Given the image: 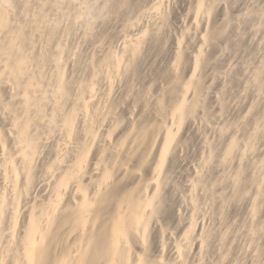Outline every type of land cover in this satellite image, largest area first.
I'll return each mask as SVG.
<instances>
[{"label":"bare ground","instance_id":"bare-ground-1","mask_svg":"<svg viewBox=\"0 0 264 264\" xmlns=\"http://www.w3.org/2000/svg\"><path fill=\"white\" fill-rule=\"evenodd\" d=\"M146 1L152 5L149 11L143 8L140 10L134 0H0V101L5 95L3 98L7 97V101L9 98V102L14 105L13 113L9 115L10 127L6 133L0 134V264H193L196 257V264H203L202 257L216 237L217 242L214 244L218 243L219 249L225 246L223 244L228 239H224L232 233V237L245 234L249 244L257 245L256 248L250 245L255 250L251 253L252 257L248 256L249 252L245 255L248 248L251 252L249 246L244 248V252L243 248H239L244 256L238 250L241 258L233 263L229 258V264H247L249 257L250 264L264 262V220L261 216L264 210V154L261 159L257 158V141L264 140L263 24H259L261 29L258 27L260 33L263 32L260 40L258 39L263 41H258L262 45L261 55H258V61L253 66L255 69L252 67L254 71H251V81H247L248 85L244 86L247 92L248 89L252 90L255 94L252 96L256 97L251 110L261 106L262 113L260 118L259 113L255 115L257 119L252 118L251 122V116H245L239 123L235 122L236 126L232 123V127H225L222 114L232 112V107L226 111L225 105L228 103L225 102L224 105L222 97H212V82L218 73L210 76L213 80L207 78L208 83L205 73L212 49L222 45L221 42L226 40L231 30L233 32L238 27H235L238 23H244L246 13H240L241 16H237L236 21L232 17L234 23L238 22L235 25L229 20L231 12L233 15L234 4L229 5L228 0ZM180 1L192 6L188 10L191 13H182L186 15L183 19L182 15L179 16L180 22L176 24L177 27L179 25L177 29L181 28V32L177 31L180 35L167 40L161 30L168 25L171 16L173 19ZM248 10L251 11V8ZM260 10L256 14L262 19L264 8ZM110 24L121 26L113 27V30L120 29L116 35L123 40L119 39L120 45L116 41L118 46L113 45L115 49L111 47V43L117 39L113 30L109 33L111 37L114 35L111 42L103 45L108 47L98 46V42L96 45L94 40ZM77 30H80L79 34ZM167 30L171 31L170 28ZM236 31L237 35L240 31ZM257 32L254 31L256 34ZM119 34L126 38L122 39ZM256 34L253 40H249L250 45L256 40ZM160 35L163 42L160 41ZM77 36L79 42L85 45L94 40L91 44H95L94 51H90L92 46L89 42V50L85 46L86 52L81 51L86 58L80 53L82 49H72V42ZM97 37L100 41V37ZM258 42L252 46L260 48ZM166 47L170 51V54L169 51L166 52L169 55L167 58ZM149 49L159 54H156L158 59L164 57L170 61L169 65L164 64L163 69L160 67L162 62L155 65H159L160 72L157 68L155 72H159L161 79L166 80L165 85L164 80L158 78L159 86L163 82L164 87L153 88L148 85L147 90L143 91L136 87L133 94H143L139 97V103L142 101L140 108L139 103H132L135 101V94L131 93L133 83V86L128 83L124 87L120 81L126 79L120 80L119 89L127 88V93L120 94L121 97L128 96L129 99L133 95L131 102H125L127 105H135L134 108L139 104L140 110L135 112L133 107H127L131 108V114L119 119L120 115L117 113H120L121 108L118 105L123 102L120 104L115 91L117 89L113 88L117 84L114 83V78L121 79L130 74L135 77L138 66L147 61L148 58L144 56L150 53ZM161 52L164 56H160ZM157 56L150 58L156 61ZM151 62L150 65L154 66ZM140 66L138 69L141 72L138 70V73L146 68L142 65V69ZM211 67L214 71V67ZM147 69L145 72H149ZM230 73L233 71L224 74L228 76ZM155 75L153 78L156 79ZM112 77L113 85L109 82ZM133 77L131 79L136 80ZM218 77L228 79L225 76ZM215 82L216 80L213 83ZM218 82L222 84L221 80ZM153 84L156 85L154 81ZM224 84L226 83L222 85ZM123 88L120 90L123 91ZM223 88V92L220 91L225 94L228 87ZM102 90L108 92L104 93L105 99H102ZM244 91L243 93H247ZM99 92L102 93V100L98 97ZM128 92L131 94L128 95ZM224 94L221 96L224 97ZM211 100H214L212 104H216L212 105L213 109L211 106L207 107ZM125 106L122 107L130 113ZM228 108L226 105V109ZM212 115L217 121L221 119L224 124L214 122V126L211 122ZM189 132L197 137L202 152L199 156L200 159L203 157V162H199L201 166H194L196 169L198 167L197 170L192 169L193 165L192 170H189L187 164L181 165L186 160V155L183 158L180 153L181 146L189 139ZM205 133L209 139L212 135L208 134H214V141L212 138V142L208 140ZM54 135L61 137L58 138L60 142L56 139V145L53 143ZM52 153L53 159L50 157ZM177 163L187 166L189 172L193 171V176L185 173L189 177L188 181L192 178L193 181L186 184L191 185V188L186 186L191 193L189 200L187 199L188 207L183 206L186 208L184 214L180 211L173 214L177 223L174 224L181 234L178 233L179 237L173 238L176 235L175 227V235L168 232L173 234L170 239L173 245L169 246L164 243L166 227L164 225L165 228L162 229L161 219L164 218L165 190L171 182V174L174 176L173 172H181L177 169L178 166L177 171L175 169L174 165ZM183 170L186 172V169ZM181 173L177 174L181 176ZM23 200L26 201L25 204ZM199 201L205 202V206H200ZM242 203L247 205V209L244 208L247 211L246 223L238 230L236 225L235 230L238 232L235 233L232 227L222 223L226 217L223 214ZM22 204L26 207L21 206ZM218 205L220 209L216 208ZM205 207H209L207 209L210 211L220 210V214H216L221 219L223 216L219 223L225 225L223 228L220 226V235L213 231V226L209 228L215 222H208L214 220L210 219L211 216L210 220L206 219L210 225L206 224V216L203 214L209 216L212 211L203 213ZM172 212L175 213L174 209ZM212 216L215 217V213ZM224 228L229 229L224 231ZM231 239L230 241H237L236 238ZM258 240H263V244ZM231 243L226 244V248L229 247L232 251L223 247L224 254H219L220 261L214 264H224V259L225 264L229 261L227 256L230 257V253L237 249ZM260 258L263 259L260 261Z\"/></svg>","mask_w":264,"mask_h":264},{"label":"rangeland","instance_id":"rangeland-1","mask_svg":"<svg viewBox=\"0 0 264 264\" xmlns=\"http://www.w3.org/2000/svg\"><path fill=\"white\" fill-rule=\"evenodd\" d=\"M139 1V2H138ZM183 1V0H182ZM236 1V2H235ZM181 2V1H180ZM231 2H232V4H231ZM134 3L137 5L136 7H138V8H140V10H142L141 8H143V10H145V11H149L150 9H151V6L152 5H149L150 3H148L146 0H134ZM228 3H229V5H233L232 7L234 8L233 9V15H231L232 14V12H231V14H230V17H229V20H231V23L232 24H237V23H234V21H236V19H237V16H241V14L242 15H244V13H246L245 15L247 16V18H249L250 16L252 17H250L248 20H247V18H245L244 20H243V22L244 23H242V24H240V23H238L235 27H237V28H234V30H233V32H232V30L230 31L231 33H229L230 35H228V37H229V39H228V37L226 38V40L224 39L222 42H221V44L222 45H218V47L220 48H218V47H216V49L214 48V49H212V51H211V55H212V57H211V55L209 54V57H208V59H210V60H208V62H209V65H208V67H207V70H206V73H205V76H206V78L205 79H209V80H213V78H211L210 76H214V74H217V75H215L216 76V78H215V76H214V79L216 80V82L215 83H213L212 81V86L214 87V88H212L211 87V93H212V97L214 96V97H216V96H219V97H222L221 99L222 100H225L224 101V103H223V101H222V103L225 105V102L226 103H228V104H226L227 106H229V108L228 109H226V105H225V110L226 111H228V110H230V107H232L231 109L233 110H231L232 112H230V111H228V112H230V113H228L227 112V114H226V112H224V115L222 114V116L223 117H221V119L222 120H224V123H221L222 122V120L220 119V121H217V119L215 118V117H213V115H212V120L213 119H215V120H211V122H212V124L214 123V122H219L220 124H224V126L226 127V125L228 126L229 125V127H232V123L234 124L235 122H237V123H239L240 122V119H242L243 117H245V116H249V118H250V116H251V118H250V122L253 120V119H255V117H256V119H257V116H255V115H257L258 113V115H259V117L258 118H260V115H261V113H262V108H261V106H259V107H256V108H254V109H252L251 110V105L252 104H254V102L256 101L255 99H256V97H253V96H255V94H253V92H252V90L251 91H249V89H248V92L246 91V89H244L248 84V82H250L251 81V79H252V70H253V68L255 67V62L257 63V61H258V55L260 54L261 55V52H260V49L262 50V45H260L259 44V42H261V43H263V41L261 40V41H259L260 39H259V37L261 38L262 36H264V35H262L261 36V34H263V32H264V27H263V25H264V18H262V19H260V17L258 16L257 17V15L258 14H256V12H257V10L259 11L260 9L262 10L263 8H264V0H228ZM135 4H133V9H134V5ZM143 4V5H142ZM181 5H182V7H181ZM180 6V7H179ZM186 7H187V10H186ZM261 7V8H260ZM137 8V10H139ZM149 8V9H148ZM181 8V9H180ZM192 9V6L191 7H189V4H185V3H183V2H181V3H178V5L176 6V9H178V10H176V12H175V16L173 15V19H172V16L170 17V20H169V22H170V24H169V22H168V25H166L165 26V28H163L162 30H161V33H162V35L164 36V35H166L167 36V40H171V39H173V38H171V37H175V35L178 37V35H180L179 33L181 32V28H180V30L179 29H177V28H179V25H178V27H177V24L176 23H179L180 22V15H182V13L184 14H186L187 15V13L189 14V13H191V11L189 12L188 10L189 9ZM251 8V11L250 10H248V9H250ZM254 9V11H253V9ZM136 9V8H135ZM147 9V10H146ZM183 9V10H182ZM190 9V10H191ZM236 9V10H235ZM136 10V11H137ZM139 10V11H140ZM186 10V11H185ZM234 10L236 11V12H234ZM256 10V11H255ZM260 10V11H261ZM135 11V12H136ZM181 11H183V12H181ZM247 11V12H246ZM250 11V12H249ZM179 12V13H178ZM187 12V13H186ZM252 12H255L254 13V15H252ZM176 13H177V15H176ZM241 13V14H240ZM248 13H250V16L248 15ZM237 14V15H236ZM186 15H182L181 16V19H183V17H185ZM177 16V17H176ZM249 16V17H248ZM254 16H256V18L258 19H256ZM174 17H176L177 18V20H176V18L174 19ZM179 17V18H178ZM232 17H233V19H235L234 21H233V19H232ZM264 17V16H263ZM231 18V19H230ZM260 20V22H262V23H258V21ZM179 21V22H178ZM245 23H246V25H245ZM118 24H120V22L118 23ZM118 24H110V25H108L107 27H105V28H103V29H105V31L103 32V31H101V29L99 30V32L101 33V36L100 35H97L98 37H100V41H98V39H96V37L94 38V40L96 41L95 42V44L98 42V46H103L104 44L105 45H108L107 43H110L111 42V39H112V37L114 36V35H116V34H118L117 33V31L119 32V30L118 29H114L113 30V27H114V25H115V28H120L121 26L120 25H122V22H121V24L120 25H118ZM245 26H244V25ZM259 24H263L262 25V29L260 28V26L261 25H259ZM116 25H118V26H116ZM242 25V27H240ZM257 25H259V26H257ZM109 26H110V28H109ZM112 26V27H111ZM120 26V27H119ZM167 26H170L169 28H170V32L168 31V33H166L167 31H166V29H169V28H167ZM256 27V28H254V27ZM243 27H244V29H243ZM253 28V30H252V28ZM258 27H259V29H261V30H263V32L262 33H260L261 32V30L259 31L258 30ZM110 29V30H109ZM255 29V30H254ZM257 29V30H256ZM115 31L116 33H113L114 35L111 37L110 36V34L109 33H111V32H113V31ZM235 30H239L240 32L237 34L238 36H239V34H240V36L239 37H236L237 35H236V33H237V31L235 32ZM250 30V31H249ZM166 31V32H165ZM177 31H180V32H177ZM254 31L255 32H257V34L256 33H254ZM175 32V33H174ZM253 32V33H252ZM77 33L79 34L80 33V30L78 31L77 30ZM121 33V32H120ZM170 33V34H169ZM107 34V35H106ZM168 34L169 35H171V36H168ZM254 34H256L255 36L257 37H255L254 39H256V40H254V41H256L255 43H254V41H252V45H256V43L258 42V45H260V48L259 47H257V48H259V50L258 49H256V47L255 46H252V45H250V41H251V39L253 40V37H254ZM120 35H122V39L123 38H126V37H123L124 35L123 34H119V36ZM162 35H160L161 37V39H160V41L161 42H163L162 41V39H163V37H162ZM234 35V36H233ZM245 37H244V36ZM104 36V37H103ZM117 36V39H116V37H114L113 39H116L115 41L114 40H112V41H114V42H112L111 44V47L114 45V46H118V45H120L121 44V42L120 41H123V40H121L120 38L121 37H118V35H116ZM166 36H164V37H166ZM251 36V37H250ZM79 36H77L76 37V39H74L73 40V42H72V49H74L75 47H77L78 48V50L79 49H82V50H80V53H83V55H84V52H81V51H85L86 52V50L88 49L89 50V48L92 46L91 44H93L94 43V40L93 41H88L89 43H90V45L88 44V42H87V44L85 45V43H80L79 42V38H78ZM97 37V38H98ZM109 37V38H108ZM170 37V38H169ZM176 37V38H177ZM233 37V38H232ZM169 38V39H168ZM235 38H236V40H237V42H235L236 40H235ZM243 38V39H242ZM245 38H247V39H245ZM262 38H264V37H262ZM119 39H120V41H119ZM231 39V40H230ZM238 39H239V41L240 42H238ZM259 39V40H258ZM103 40H104V42H103ZM109 40V41H108ZM164 40H165V38H164ZM230 40V41H229ZM233 40H234V42H233ZM242 40V41H241ZM250 40V41H249ZM118 42V45H117V42ZM106 42V43H105ZM229 44H228V43ZM232 42V43H231ZM234 43V44H233ZM237 43V44H236ZM84 46H83V45ZM95 44L90 48L91 50L90 51H94L96 48H95ZM102 44V45H101ZM233 44V45H232ZM242 44V45H241ZM90 46V47H88V46ZM97 45V44H96ZM228 45V46H227ZM231 45V46H230ZM241 45V46H240ZM86 46V48H84ZM98 46H96V47H98ZM110 46V45H109ZM113 46V48L112 49H115L116 47H114ZM245 46V47H244ZM82 47V48H81ZM104 47V46H103ZM105 47H108V46H105ZM104 47V48H105ZM168 47H169V45H168ZM235 47V48H234ZM250 47V48H249ZM252 47V48H251ZM255 49H254V48ZM225 48H226V50H225ZM219 49V50H218ZM253 51H255V50H257L258 52H253ZM155 50V49H154ZM221 50V51H220ZM239 50V51H238ZM89 51V52H90ZM169 50H167V47H166V50H165V55H167L166 56V58L169 56L168 54H170V51L168 52ZM89 52H87V54L89 55ZM150 52V53H149ZM156 51H150V49L148 50V55H149V57H147L148 55H146L145 54V56L144 57H146V59H147V61H143V60H145L144 58H143V62H144V64H143V62H141V68L142 69H144L143 68V66L144 67H146L144 70H142V73H143V76L141 75L142 73H140L141 72V70H139L138 68H139V66H138V68H137V72H136V74H135V77H133L131 74L129 75V76H122V78H121V76H120V78L121 79H119V77L118 76H116V78L117 79H119L118 81H117V79L115 80V78H114V81H113V77L111 78L112 80H109V82H111V84L113 85L114 83L116 84V85H114L113 86V88L114 89H117V90H115V91H117L116 93H118V97H119V99H120V104L122 105V106H124V105H126L125 106V108H126V110H130L131 108H127V107H133L134 108V106H133V104L134 103H139V97L140 96H142L143 94H142V92H141V89H142V91L145 89V90H147V86L149 85V86H152L153 88H160L161 86L162 87H164V85H165V82H166V80H164V79H161V77L159 76V72H160V68H158L159 67V65H160V62H162L161 63V65H160V67H162V69H163V66H164V64L165 65H169L170 64V61L167 59V60H165V58L164 57H160V56H164L163 54H162V52H161V55L159 56L160 58L158 59V56L156 55V54H158L157 52L155 53ZM166 52H168V54L166 53ZM223 52V53H222ZM91 53V52H90ZM219 53H220V55H222V56H220L219 55ZM256 53H258V54H256ZM86 54V53H85ZM150 54H152V55H150ZM154 54L157 56V58H156V61H155V57H154ZM87 55V56H88ZM159 55V54H158ZM215 55V56H214ZM223 55H225V56H223ZM150 56H152V57H154L153 59H151L150 58ZM218 57V59H217V57ZM220 56V57H219ZM82 57V56H81ZM84 57L86 58V55H84ZM84 57H83V61H84ZM222 57V58H221ZM224 57V58H223ZM257 57V58H256ZM149 58L151 59V61L149 60ZM217 59L218 61H220V62H218L217 60H215L214 61V59ZM254 58H256V59H254ZM259 58H260V56H259ZM82 59V58H81ZM158 59V60H157ZM161 59V60H160ZM165 61H164V60ZM223 59V60H222ZM250 59L252 60V61H250ZM165 62H163V61ZM154 61L156 62V63H154ZM217 61V62H216ZM254 61V62H253ZM150 62H151V64L152 63H154V66H152V65H150ZM167 62V63H166ZM148 65H147V64ZM159 63V65L158 66H156L155 67V65H157ZM213 63V64H212ZM219 63V64H218ZM221 63V64H220ZM146 64V65H145ZM143 65V66H142ZM213 66L214 68H213V70L214 71H212V67L211 66ZM214 65H216V66H214ZM254 66V67H253ZM166 67V66H165ZM253 67V68H252ZM140 68V69H141ZM148 68V69H147ZM155 68H157V69H159V72L158 73H156L155 72ZM211 68V69H210ZM236 68V69H235ZM149 70V72H145V70ZM231 69H233V70H231ZM255 69V68H254ZM138 70L140 71L139 73H138ZM215 70H216V72H215ZM227 70H229V71H227ZM234 70H235V72H234ZM144 71V72H143ZM230 71H233V73H230L231 75H233V76H231V75H228L229 77H230V79H229V77L226 75V74H224V73H226V72H230ZM254 71V70H253ZM152 72V73H151ZM208 72H210L209 74H207ZM215 72V73H214ZM249 72H251V74L249 73ZM145 73H148V75H146ZM140 76V77H138V75ZM152 76H150V75ZM154 74H156L155 76H157L156 77V79H158V78H160L162 81L164 80V85H163V82H162V85L161 86H159V84H160V79H158V80H156L155 78H153V75ZM221 74V75H220ZM144 75H146V76H144ZM249 75V76H248ZM143 78H142V77ZM148 76H150V79H149V77ZM154 76V77H155ZM159 76V77H158ZM212 76V77H213ZM218 76H222L221 78H224L223 76H225V78H228L230 81H228V79L227 80H224V79H220ZM227 76V77H226ZM248 76V77H247ZM131 77H133L134 79H136V80H133V79H131ZM146 79H145V78ZM147 77H148V79H147ZM211 79H210V78ZM235 77V79L233 80V78ZM249 77H251V78H249ZM137 78H138V80H137ZM140 78V79H139ZM153 78V79H152ZM217 78H219V79H217ZM122 79H126L125 81H123ZM142 79L144 80V81H146V82H144V81H142ZM155 79V80H154ZM208 79L206 80V83H208ZM250 79V80H249ZM120 80H122V81H120ZM127 80H128V82H127ZM130 80L132 81V82H130ZM221 80V82H222V84L225 82L226 84H228V86L226 85V84H224V85H222L220 82H218V81H220ZM112 81L114 82V83H112ZM117 81V82H116ZM122 82L123 83V86L124 87H126V86H128L129 84V86H133L134 87V89H131V87H130V89H131V91H130V89L128 88V91L129 92H131L132 94H133V92L134 91H136V87L139 89V88H141L140 89V93L142 94V95H140L139 94V92H138V94L137 93H134L132 96L134 97H132L131 95L129 96L130 98L128 99L127 97H124V96H122L121 97V95H124L123 93H127V88L126 89H124L123 87V89L124 90H126V92L123 90V91H121L120 89H122V88H120L119 89V87L121 86L120 85V82ZM142 81V82H141ZM148 81V82H147ZM149 81H151L150 83H149ZM153 81H154V83L156 84V85H154L153 84ZM159 81V82H158ZM227 81H228V83H227ZM248 81V82H247ZM118 82H119V85L120 86H118ZM138 82V83H137ZM157 82V83H156ZM210 82V81H209ZM210 82V83H211ZM121 83V84H122ZM125 83H126V85H125ZM129 83V84H128ZM132 83H133V85H132ZM135 83V84H134ZM146 83V84H145ZM151 83H152V85H151ZM220 83V84H219ZM138 84V85H137ZM158 84V85H157ZM216 84H218V85H216ZM137 85V86H136ZM142 85H144L143 87H142ZM146 85V86H145ZM154 85V86H153ZM214 85H216V86H214ZM219 85H221V87L223 88V86H224V88L223 89H226L225 87H228L227 88V90H225V91H227V92H225V94L224 93H222L223 91L221 90L222 88L219 86ZM226 85V86H225ZM159 86V87H158ZM245 86V87H244ZM102 87V86H101ZM151 87V88H152ZM149 88V87H148ZM102 89H106V87H102ZM138 89H137V91H138ZM107 90V89H106ZM105 90V91H106ZM118 90H120L121 92H118ZM134 90V91H133ZM222 92H221V91ZM243 90H245L247 93H243ZM105 91H103L102 90V93H103V98L102 99H105L104 98V93H107L108 94V90L105 92ZM111 91H113L112 89H111ZM244 91V92H245ZM128 92V95L129 94H131V93H129ZM220 92H221V94H224V97L223 96H221V94H220ZM101 92H99V94H98V97L100 98V96H101V94H102ZM115 93V92H114ZM114 93H113V95H114ZM144 93V92H143ZM216 93V94H215ZM217 93H219V94H217ZM244 94V95H241V94ZM251 93V94H250ZM106 94V95H107ZM121 94V95H120ZM116 95V94H115ZM114 95V96H115ZM127 94H125V96H126ZM136 95H139L137 98H135L136 97ZM241 95V96H240ZM246 95V96H245ZM253 95V96H252ZM5 95H3V97H4ZM117 96V95H116ZM244 96V97H243ZM248 96V97H247ZM252 96V97H251ZM1 98L2 100L0 101L1 103H0V134H3V133H6V131L9 129V127H10V119H9V115L10 114H12L13 112H12V110L14 109L12 106H14V105H12L9 101H11L9 98H8V101L6 100V98L7 97H5V98ZM106 97V96H105ZM123 97H124V99H123ZM213 97V98H214ZM240 97H241V99H240ZM246 97V98H245ZM100 98V99H101ZM126 98V99H125ZM131 98H133V100L135 99V101H133L132 103L133 104H128L127 105V103H129V102H131ZM217 98V97H216ZM101 99V100H102ZM142 99V98H141ZM215 99V98H214ZM124 100V101H123ZM129 101V102H127V101ZM243 100V101H242ZM245 100V101H244ZM4 101H7V103L6 102H4ZM127 103H126V102ZM212 101V102H211ZM211 101H209L210 103H208V104H210V105H208L207 107L208 108H211L212 107V109H213V107L216 105L215 104V102H214V104H212L213 103V101L214 100H211ZM253 103H252V102ZM236 102H238V103H236ZM6 105H5V104ZM9 103V104H8ZM142 101L139 103V104H137L136 105V107L134 108V110H135V112H137L138 110H140V108L142 107ZM243 103V104H242ZM120 105V106H121ZM212 105H214V106H212ZM232 105V106H231ZM250 105V106H249ZM119 105H118V107H119V109H120V113L122 114H120V113H117L118 112V110L117 111H115L117 114H119L117 117L119 118V119H123V118H125V116L127 117L129 114H131V112L130 113H128L127 111H125V109H124V107H120ZM139 106H140V108H139ZM209 106H211V107H209ZM235 106H236V108H235ZM6 107V108H5ZM138 107V109H136ZM234 107V108H233ZM238 107H239V110H238ZM12 108V109H11ZM122 109H124V110H122ZM212 109H210L211 110V112H212ZM236 109V110H235ZM121 110H122V112H121ZM133 110V109H132ZM131 110V111H132ZM209 110V109H208ZM250 110V111H249ZM124 111V112H123ZM133 112V111H132ZM134 112V113H135ZM233 112H235V113H233ZM124 113V114H123ZM249 113V114H248ZM127 114V115H126ZM122 116V117H121ZM124 116V117H123ZM7 117V118H6ZM121 117V118H120ZM211 117V116H210ZM210 117H209V119H210ZM224 118V119H223ZM253 118V119H252ZM208 119V120H209ZM228 119V120H227ZM4 122V123H3ZM208 122H210V120L208 121ZM217 123H215L216 124V126L219 124H217ZM237 123H235V126L237 125ZM211 124V123H210ZM209 124V125H210ZM212 124H211V126H212ZM219 124V125H220ZM214 125V124H213ZM215 126V125H214ZM234 126V125H233ZM208 133V132H207ZM207 133H205V135L207 134ZM57 134V133H56ZM59 134V133H58ZM189 134H190V132H189ZM202 135H204V134H202ZM208 135H212V137L215 139V135L214 134H212V133H210V134H208ZM59 136V137H58ZM58 136H56V135H54V137H53V143L56 145V143L58 142V140L61 138L60 137V135H58ZM187 136L189 137V139L187 138L185 141L187 142V144H186V142L181 146L182 147V151L180 152L181 153V155L183 156V158H184V155H186L185 156V158H186V160L182 163L181 162V165L182 164H184V165H186L187 164V166H188V168H189V170L191 169V167H192V165H193V167H192V169H195V170H197L198 169V167H197V169L194 167V166H198L199 165V167L201 166L200 164L203 162L201 159L203 158L202 156V158L200 159V153L202 154V152H200L201 151V149H200V144H199V142L196 140L197 139V137H194L193 135H188L187 134ZM191 136H193V137H191ZM57 137V138H56ZM204 137V136H203ZM205 137H208V140H210L212 137H210V139H209V136H205ZM59 138V139H58ZM192 138H195V139H192ZM212 138V140L214 141V139ZM56 139H58V140H56ZM200 139H202V138H200ZM207 139V138H206ZM188 140H189V142H188ZM212 140H210L211 142H212ZM55 141H57L56 143H55ZM59 142H60V140H59ZM257 149H258V153H259V156L257 157V158H259V159H261L260 157L264 154V140H259V141H257ZM259 146V147H258ZM199 147V148H198ZM262 148V149H261ZM184 149V150H183ZM185 154H184V153ZM1 153V152H0ZM54 154L52 153V155H50V157H52ZM47 157H49V156H47ZM51 158H49V160H50ZM52 159H53V157H52ZM259 159H257V160H259ZM47 160H48V158H47ZM199 162H200V164H199ZM181 165H179V163H177L176 165H174L175 166V169H176V167H177V169L179 168V170H181V172L183 173H181V172H173L174 173V176H172L173 174H171V177H170V180H171V182H169L168 184H167V189L165 190V198H164V203H166L165 204V213L163 214V219H161V225H162V229H164L165 227V233H164V243L166 244V245H173L172 244V242L170 241V239L172 238V235L174 234V231H175V228H177L176 229V232H175V237L173 236V238H176V237H179V235L181 234V231H180V229L178 228V226L177 225H175L174 223H176V221H175V219H173V214L175 215L176 213H182V214H184V212H185V209L186 208H184V207H188L187 206V202H188V200H189V194L191 193V191H190V188H191V185L189 186V185H186V184H188V180H189V177L187 176V174H185V173H191V175L193 176V171H190L189 172V170H188V168H186L187 166H181ZM191 165V166H190ZM184 169H186L185 171L186 172H183L184 170H183V168ZM175 169L173 168V171H175ZM177 169H176V171H177ZM191 169V170H192ZM183 170V171H182ZM177 173H181V176H180V174H177ZM176 174H177V176H176ZM186 176H185V175ZM190 175V176H191ZM214 177H215V175H213ZM174 179H173V178ZM188 178V179H187ZM168 180H169V178H168ZM169 180V181H170ZM190 180H191V178H190ZM187 181V182H186ZM191 181H193V178H192V180ZM191 181L189 182V183H191ZM172 183V184H171ZM170 184V186H168ZM186 186H188V187H190L189 188V190L186 188ZM176 189V190H175ZM186 189V190H185ZM172 193H171V192ZM190 191V192H189ZM246 191H247V189H246ZM170 192V193H169ZM244 192H245V190H244ZM169 194H170V196H169ZM168 198V199H167ZM188 199V200H187ZM171 200V201H170ZM24 201V200H23ZM182 202H183V204H182ZM200 202V201H199ZM21 203H23L22 201H21ZM26 203V201H24V204ZM185 203V204H184ZM168 204H171V205H168ZM203 204V206H205L204 204H205V202L204 203H202V201L200 202V206ZM216 205H217V203H216ZM243 205H245V206H243ZM21 206H23V204L21 205ZM25 206V205H24ZM23 206V207H24ZM171 206L172 208H169V207ZM184 206V207H183ZM240 206H242V207H240ZM239 207H238V209H237V207H236V209H234V208H231L229 211H227V213H225V214H223L224 216H226L225 217V220L222 222V220H223V216H221L222 217V219L221 218H219V216L220 215H218V214H220V206L218 205V206H216V208H219V209H216L217 211L219 210V212H217V211H215L214 209V211L213 210H211L212 212H214L215 213V217H213L212 215L214 214H211L212 212L209 210V209H207V208H209V207H205L206 208V210H205V208L202 210V211H204L203 213H207V212H205V211H209V212H211V213H209V216H208V214L207 215H204L203 213V216H206V217H204L205 219V221L207 222V220L206 219H208V220H210V219H214L213 221H208V222H214L212 225H210V223H206L207 225H210V227L209 228H212L211 226H213L214 227V229H213V231L215 232L216 231V233H220L219 232V230L220 229H222L223 227H225V225L226 226H228L229 228H231L232 227V231H235V233H237L236 232V230H238L239 229V227H242V225H244L246 222V210H244V208L247 206L246 204H244V203H242L241 205H240ZM20 207V206H19ZM26 207V206H25ZM169 208V209H168ZM183 208H184V210H183ZM214 208H215V206H214ZM241 208V209H240ZM20 209V208H19ZM21 209H22V207H21ZM170 209H172L171 211H169ZM173 209H174V212L175 213H173L172 211H173ZM181 209V210H180ZM245 209H247V208H245ZM167 210V211H166ZM177 210H178V212H177ZM236 210H238V211H236ZM169 211V212H168ZM180 211V212H179ZM246 211V212H245ZM168 213H171V214H168ZM216 213H218V214H216ZM211 214V215H210ZM226 214H228V215H226ZM169 215V216H168ZM166 216H168V217H166ZM207 216H208V218H207ZM211 216V218L209 219V217ZM261 216H262V220H264V210H263V213H261ZM165 219H167V221L165 220ZM165 221V222H164ZM173 221V224H171V222ZM219 221H221L223 224H225V225H222V223H221V225H220V223H219ZM168 222V223H167ZM225 222V223H224ZM164 223H166V224H164ZM168 224V225H167ZM177 224V223H176ZM164 225H165V227H164ZM175 225V226H174ZM237 225V229L235 230V226ZM168 226V227H167ZM169 226H170V228H169ZM220 226H222V228H220ZM175 227V228H174ZM220 228V229H219ZM229 228H224V231L225 230H227V229H229ZM244 228V227H243ZM242 228V229H243ZM167 230V231H166ZM241 230V229H240ZM222 231V230H221ZM229 231V230H228ZM167 232V233H166ZM171 234V233H173L172 235H170L169 233ZM223 232V231H222ZM230 234L232 233L231 232V229H230ZM178 233H180V234H178ZM177 234H178V236H177ZM218 234H216L217 236H218ZM215 235V236H216ZM220 235V234H219ZM227 237H228V235L227 234H225ZM232 235H234V233H232L231 235H229L230 237H228V238H226V239H224V241H226L227 239V241L226 242H224V243H226L227 245H228V243L230 242H236V244L237 245H239V246H237L235 243V245L234 244H232V245H234L235 247H237V249H236V251H235V253H234V250H233V252H231L232 250H231V248L229 249V247L228 248H226L227 246H226V244H223V245H225V246H223V247H225V249L226 250H231L230 252V257L229 256H227V258L229 259V258H231L232 259V262L230 261V259H229V261H227V263L226 264H229L230 262L231 263H233V261L235 262V260L237 261V259H239V258H241V256L243 255L244 256V253H242V251L244 250V248L246 249L248 246L250 247V245H251V247H252V245L254 246V248H256V245L257 244H255V243H251V244H249L250 242H249V240L248 239H246L247 237H246V235L245 234H236L237 236L235 237V236H233L232 237ZM225 236V237H226ZM170 237V238H169ZM231 237H232V239H234V238H236L237 239V241H238V243H237V241H230V239H231ZM230 238V239H229ZM179 239V238H178ZM215 239V238H214ZM231 239V240H232ZM235 239V240H236ZM175 242L177 241V240H175V239H173ZM217 240V237H216V239H215V241ZM167 241V242H166ZM173 241V242H174ZM215 241H213V243H212V245L210 246V248H209V250L208 251H206L207 253H205V255L202 257V263L203 264H214L215 262H219L220 260L218 259V256H219V254H221V256H222V254H224L222 251H223V249L220 247L219 249H220V252H219V249L217 248V244L215 245L214 244V242ZM260 240H258V242H259ZM263 241V240H262ZM262 241H260L259 243H261ZM217 242V241H216ZM215 242V243H216ZM228 242V243H227ZM171 243V244H170ZM259 243H258V245H259ZM255 244V245H254ZM261 244H263V242L261 243ZM260 244V245H261ZM214 245V246H213ZM259 245V246H260ZM229 246H231L230 244H229ZM263 246H264V244H263ZM233 247V246H232ZM251 247H250V249H251ZM260 247H262V246H260ZM259 247V248H260ZM213 248H214V250H213ZM241 248H243L242 249V251L240 250ZM258 248V249H259ZM222 249V250H221ZM261 249V248H260ZM211 250V251H210ZM218 250V251H217ZM238 250L241 252L240 254H241V256H240V254L238 253ZM225 251V250H224ZM246 252H245V255L247 254L248 255V252H249V255L248 256H250L251 255V257H252V251H253V249H251V252L249 251V248L247 249V250H245ZM255 251V250H254ZM254 251H253V253H254ZM218 252V253H217ZM244 252V251H243ZM213 253V254H212ZM225 254H226V251H225ZM227 254L229 255V253L227 252ZM226 254V255H227ZM217 255V256H216ZM238 255H239V257H238ZM215 256V257H214ZM248 256H246V257H244L245 258V261L247 260V257ZM216 258H217V261H216ZM220 258V257H219ZM226 258V257H225ZM250 258V257H249ZM249 258H248V262H247V264L249 263H251V260H249ZM195 260H193L194 261V263L193 264H196V263H198V260H197V257L196 258H194ZM227 259V260H228ZM263 259V258H262ZM261 258H260V261L262 260ZM219 260V261H218ZM244 260V259H243ZM225 261H226V259H224L223 260V262H224V264H225ZM263 262V261H262ZM262 262L260 263V264H262ZM239 262H237V264H238ZM264 263V262H263ZM240 264V263H239Z\"/></svg>","mask_w":264,"mask_h":264}]
</instances>
